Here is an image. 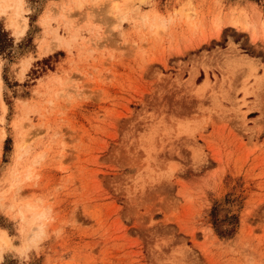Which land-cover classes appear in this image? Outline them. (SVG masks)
Segmentation results:
<instances>
[{"label": "rangeland", "instance_id": "374dc122", "mask_svg": "<svg viewBox=\"0 0 264 264\" xmlns=\"http://www.w3.org/2000/svg\"><path fill=\"white\" fill-rule=\"evenodd\" d=\"M11 3L0 264H264V0Z\"/></svg>", "mask_w": 264, "mask_h": 264}, {"label": "bare ground", "instance_id": "6f19581e", "mask_svg": "<svg viewBox=\"0 0 264 264\" xmlns=\"http://www.w3.org/2000/svg\"><path fill=\"white\" fill-rule=\"evenodd\" d=\"M11 1L15 2L17 4V7L20 8V5H22V0H5L6 3H8L9 7L8 8H4L2 5H0V11L6 12L7 10H9V8L12 7V3ZM14 4V3H13ZM248 24V23H247ZM249 25V24H248ZM251 25V24H250ZM21 33L25 32V28L20 30ZM1 79H0V90H1ZM0 241L5 242L6 244H8L9 239L6 237V233L5 231H0Z\"/></svg>", "mask_w": 264, "mask_h": 264}, {"label": "clouds", "instance_id": "9594fccd", "mask_svg": "<svg viewBox=\"0 0 264 264\" xmlns=\"http://www.w3.org/2000/svg\"><path fill=\"white\" fill-rule=\"evenodd\" d=\"M0 5H2L4 8H8L9 7L8 3H6L5 0H0ZM3 16H4V12L0 11V17H3ZM4 31L8 32V28L5 27ZM12 37L13 36L10 34L9 38L11 39ZM13 43L14 44H19L20 41H17L16 39H14ZM5 63H6V61H5ZM10 79H11V77H10Z\"/></svg>", "mask_w": 264, "mask_h": 264}, {"label": "crops", "instance_id": "0c3cea01", "mask_svg": "<svg viewBox=\"0 0 264 264\" xmlns=\"http://www.w3.org/2000/svg\"><path fill=\"white\" fill-rule=\"evenodd\" d=\"M4 23H5V22H4ZM25 31H26V30H25ZM24 33H25V32H24ZM24 33H23V34H24ZM0 79H1V77H0ZM1 84H2V86H3L2 80H1Z\"/></svg>", "mask_w": 264, "mask_h": 264}]
</instances>
